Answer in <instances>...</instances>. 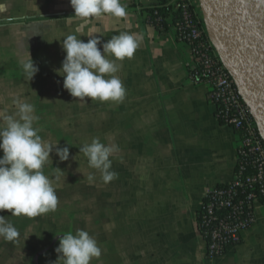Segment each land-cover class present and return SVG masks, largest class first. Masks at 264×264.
Instances as JSON below:
<instances>
[{"label": "crops", "instance_id": "crops-1", "mask_svg": "<svg viewBox=\"0 0 264 264\" xmlns=\"http://www.w3.org/2000/svg\"><path fill=\"white\" fill-rule=\"evenodd\" d=\"M122 3L127 18L90 19L77 32L84 21L67 19L70 0H0V112L14 113L15 99L33 104L40 135L70 153L60 162L53 151L44 165L58 196L55 211L35 218L0 211L20 233L18 241L0 237V264H54L59 236L77 229L101 248L91 264H264V204L238 246L206 257L197 214L207 190L233 181L238 136L218 120L207 84L191 78L190 46L173 27L161 32L148 23L147 8L157 0ZM122 32L141 40L131 59L117 61L124 101L73 98L55 71L66 55L63 38L86 42L94 34L106 42ZM29 54L39 67L31 81L21 67ZM96 137L118 146L110 157L118 178L107 184L79 152Z\"/></svg>", "mask_w": 264, "mask_h": 264}, {"label": "clouds", "instance_id": "clouds-1", "mask_svg": "<svg viewBox=\"0 0 264 264\" xmlns=\"http://www.w3.org/2000/svg\"><path fill=\"white\" fill-rule=\"evenodd\" d=\"M73 17L84 21L76 31H82L90 19L110 15L125 19L127 7L122 0H70ZM85 42L76 35H67L62 40L66 53L56 74L63 77V88L73 98L87 103L85 98L100 102L122 103L126 88L115 75L120 65L117 61L131 59L139 48L138 36L122 32L103 42L100 35H90ZM114 57L109 59L108 57ZM22 63V71L28 81L39 72L30 54ZM16 111L12 114L0 112V211L7 210L12 216H37L55 211L58 196L54 181L44 172V165L52 159L53 151L60 162L69 160V147H60L59 142L50 143L40 135L42 129L35 126L39 117L35 107L28 102L13 100ZM69 145V144H68ZM118 151L115 144L106 145L98 137L79 147L87 157L90 168L98 170L102 181L107 184L118 178L112 171L110 157ZM58 172H62L57 168ZM59 179V176L56 177ZM89 183L95 180V173L87 176ZM20 233L12 222L0 215V237L6 241H18ZM57 260L54 264H91L93 258L102 254L97 241L85 230L68 231L59 236L55 248Z\"/></svg>", "mask_w": 264, "mask_h": 264}, {"label": "built area", "instance_id": "built-area-1", "mask_svg": "<svg viewBox=\"0 0 264 264\" xmlns=\"http://www.w3.org/2000/svg\"><path fill=\"white\" fill-rule=\"evenodd\" d=\"M180 1L181 23L175 32L192 50L191 78L207 84L208 99L218 120L222 117L238 136L233 181L207 190L197 214L206 257L215 259L238 246L243 234L256 224V206L264 204V141L210 38L200 6L194 0Z\"/></svg>", "mask_w": 264, "mask_h": 264}, {"label": "water", "instance_id": "water-1", "mask_svg": "<svg viewBox=\"0 0 264 264\" xmlns=\"http://www.w3.org/2000/svg\"><path fill=\"white\" fill-rule=\"evenodd\" d=\"M210 38L264 141V0H199Z\"/></svg>", "mask_w": 264, "mask_h": 264}, {"label": "trees", "instance_id": "trees-1", "mask_svg": "<svg viewBox=\"0 0 264 264\" xmlns=\"http://www.w3.org/2000/svg\"><path fill=\"white\" fill-rule=\"evenodd\" d=\"M170 1L171 0H160V2L147 8L148 23L154 25L161 32L167 31L170 27H173L175 30V28L181 23V1L177 0L174 3H171ZM219 121L221 124L225 125V121L222 117L219 118Z\"/></svg>", "mask_w": 264, "mask_h": 264}]
</instances>
